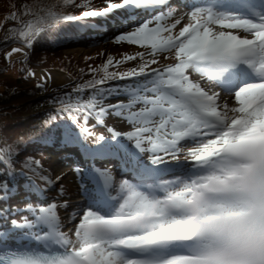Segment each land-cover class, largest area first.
<instances>
[{
	"label": "snow or ice",
	"instance_id": "1",
	"mask_svg": "<svg viewBox=\"0 0 264 264\" xmlns=\"http://www.w3.org/2000/svg\"><path fill=\"white\" fill-rule=\"evenodd\" d=\"M229 3L215 0L205 7L193 6L192 19L200 16L202 23H189L175 38H160L162 32H170L180 23L178 19L170 27L159 26L165 16L173 15L169 0H123L129 6L126 11L155 14L142 23H130L129 31L114 39L140 46L148 41L154 50L175 51L179 62L151 72L144 68L157 60L142 65L139 75L147 79L136 83L127 105L106 108L94 103L78 109L85 127L93 116L100 124L108 114L126 120L134 131L122 134L108 129L111 138L124 136L140 153H149L154 166L174 161L185 176L180 190L149 191L148 184L137 186L122 180L119 186L127 185V192L119 195L120 204L112 214L89 209L67 232L55 226L57 202L34 213L33 206L26 205L30 216L12 221L13 225L39 231L41 222L47 224L57 249L10 251L11 257L0 259V264H264V14L245 18L227 11ZM120 7L110 5L112 10ZM153 22L157 27L150 28ZM210 24L239 34L213 31ZM242 66L257 78L236 88L233 81L244 73ZM189 69L206 76L230 99L194 83L187 74ZM97 91L101 101L127 94L119 85ZM233 99L239 107L229 106ZM136 104L140 109L132 111ZM125 111L127 115H123ZM62 114L59 109L57 115ZM73 123L79 124V117ZM81 134L97 144L105 139L93 137L90 129ZM184 148L188 151L182 156ZM4 151L9 153V162L18 155L6 143L0 145V152ZM24 168L32 170L27 161ZM80 171L73 169L77 176ZM96 171L106 185L113 184L109 170ZM41 179L47 187L58 183L46 176ZM156 182L157 189L161 183H170ZM9 190L7 180L0 179V198ZM61 203L67 207V201ZM47 237L48 233L39 231L37 238Z\"/></svg>",
	"mask_w": 264,
	"mask_h": 264
},
{
	"label": "trees",
	"instance_id": "2",
	"mask_svg": "<svg viewBox=\"0 0 264 264\" xmlns=\"http://www.w3.org/2000/svg\"><path fill=\"white\" fill-rule=\"evenodd\" d=\"M117 1L0 0V142L12 145L23 169L24 160H37L47 152L46 138L55 131L64 128L79 134L88 127L82 126L78 109L94 103L99 106L112 98L101 101L98 89L121 86L112 80L139 69L138 52L112 55L108 42L103 51L88 57H77L65 49L78 42H102L100 36L105 32L101 26L112 33L110 15L88 16ZM133 46L152 48L148 41ZM146 62L150 60L143 65ZM42 71L67 74L72 83L48 89L35 76ZM59 109L62 115H57ZM77 117L80 123L76 125Z\"/></svg>",
	"mask_w": 264,
	"mask_h": 264
},
{
	"label": "rangeland",
	"instance_id": "3",
	"mask_svg": "<svg viewBox=\"0 0 264 264\" xmlns=\"http://www.w3.org/2000/svg\"><path fill=\"white\" fill-rule=\"evenodd\" d=\"M121 1L123 2V0H121ZM171 10H172L173 15L171 17L165 16V19L160 22V25H159L160 27H165V26L170 27L172 24H175L176 21L178 20L177 16H179L181 14V12L177 9L174 10L173 8H171ZM164 11H167V9H165ZM192 23L193 24L196 23V20L195 21L193 20ZM149 27L155 28V27H157V24L155 22H153L149 25ZM132 30H134V29H132ZM180 31H181L180 29L178 30L177 27H175V28L171 29L170 32L169 31L162 32L160 34V37L166 38L169 35H171L173 38H175L179 34ZM108 50L112 53V55H117V54H121V53H124V54L137 53V51H139L138 48L133 46V44L128 43V42H117L113 38L110 40ZM101 51H103V46L101 44H98V45H91L89 48H75V49L67 50L66 52L69 54L76 55L77 57H88L94 53H98ZM141 55H143V59H141ZM169 55L175 56V58L173 61H171L172 62L171 64H169L167 66H160V67H162L160 69H165L168 66H173L179 62L176 58V52L175 51L166 52L165 54H158V55L152 54V53L151 54H148V53L144 54V52L140 51L139 58L136 59V64H138L139 68H140V67H142L144 61L151 60L154 58H156V59L158 58L159 60H161V62H165L164 60ZM139 70H137V71H139ZM194 73H195V71L192 69H189L187 72V74H189V75L190 74L194 75ZM35 76L37 77V79L44 82L49 89L54 88V87H60L66 82L64 75L61 73H57V72L45 73L42 71L40 73L39 72L35 73ZM189 78L194 83H196L195 78H193V77H189ZM122 101H124V100H122ZM110 103H111L110 100L107 101V104L104 107H108L109 105H111ZM140 107H141L140 104H136V105H134L132 111H138L140 109ZM235 107H239V105H237ZM127 114H128V112H127ZM229 115H240V114L229 113ZM110 119L111 120L107 119L106 123L103 125H100L99 127H95V128L91 127L90 128V130L93 133V137L103 136L105 138L103 141H107L108 138H111V133L108 131V129H113L114 131H119L122 134H124L125 132L127 133L129 131H134V128L129 123H127L126 120L120 119L119 121L113 122L112 116L110 117ZM124 139L129 141L126 138H124ZM0 145H2L1 142H0ZM114 145H116V144H114ZM114 147L116 149L117 145ZM8 156H9V153L7 151L0 152V161H3V162H1L2 164H4V165L9 164ZM60 156H61V154L57 155L56 161L50 160L48 156L42 157L41 163H38V164L33 162L34 160H29V162L34 167L33 172L36 176L35 177L36 181L39 183L35 182V180H32L29 175H26L23 178V180L28 185L34 186V184H35L39 187H41V185L42 186L46 185L45 182L41 179V176H46L53 182L58 181V183H56L54 186L50 187V188H53V190L50 191V193H49L50 198L48 199V202H50L51 204H53L54 202H57L58 207L56 209H54L53 211H54L55 215H58V217H61L62 214L64 215L66 213V211H65L66 207H63L61 202L66 201L65 198L70 199L72 196H75L77 194L76 191H74V185L76 184V181H77L75 176H74L76 174L73 172V169H75V168L72 166L71 167H59L58 161L61 159ZM14 159H16V158H14ZM145 162L148 163V161H145ZM9 166L12 170L18 171V167H15V165L14 166L9 165ZM91 171L93 173L96 172L95 170H91ZM7 177H8V175H5V180H7V183H8L9 189H10L12 186L11 184L13 182H10ZM61 189L63 190L62 192H61ZM118 193L123 194L124 193L123 189H121V192L119 191ZM9 195H10V192H8L6 194L7 197H9ZM14 199H16V198H14ZM17 200L18 199H16V201ZM13 203H14V201H13ZM28 204L25 202L21 203L20 209L23 210V208H25V206ZM68 206H73V207L82 209L81 206L79 207L77 204L75 205L74 203H69L67 201V207ZM21 213L19 214V216L22 215ZM24 214L25 215L27 214L28 216H30V213H24ZM72 226H73V224H71V223L65 224L66 229H69ZM73 239H75L74 236H73Z\"/></svg>",
	"mask_w": 264,
	"mask_h": 264
},
{
	"label": "bare ground",
	"instance_id": "4",
	"mask_svg": "<svg viewBox=\"0 0 264 264\" xmlns=\"http://www.w3.org/2000/svg\"><path fill=\"white\" fill-rule=\"evenodd\" d=\"M192 10L193 9H189V8L181 9V14L179 16H177V19L180 20V23L176 24V27L178 30L179 29L182 30L183 27L187 26L189 23H192L193 19L190 15ZM197 22H201V23L203 22V20L201 19L200 16L197 17L196 23ZM209 27L213 31L225 30V31H232L233 34H239V33L235 32L234 30H231V29H221L220 26L216 25V24H210ZM189 77L195 78L196 83H199L201 85V87H203L205 90L219 92L217 90V88H215L212 85V81L208 80V78L206 76H202L200 73L195 72L194 75L190 74ZM221 96L224 98V100L230 99V97L225 96L224 93H221ZM237 105L238 104H236V102L233 99L232 104H230L229 106L232 107V106H237ZM108 141L112 144L117 145L118 148L116 147V149H113V154H116L115 155L116 160H120V161H118V163L120 165L119 167L122 169L124 168L125 170H132V173L137 174V172H134V170H137L134 167L137 163H136V161L133 162V153L136 155L137 158H139V160H143V161L150 160L148 157L149 153H144V154L140 153V151L135 147V145L132 142H126L121 138H118L116 140L108 138ZM145 146L149 147L148 145H145ZM119 152H120V154H119ZM91 158H92V154L87 153L85 155H80L78 160H79V162L84 163V161L89 160ZM137 176L138 175H136V177ZM170 190H173V189H170ZM174 190L178 191V190H180V188L174 189ZM12 200H15V199H12ZM74 201H76V200H72V202H74ZM18 204L20 205V203H18ZM48 206H44L43 208L47 209ZM65 211H66V213L64 215L62 214L61 217H58V215H56L58 221L55 222V226L58 227L59 229H62V231L67 232L70 228L69 229L65 228L66 222L69 221V223H71V224L78 223V219L80 216H82V214L84 213V210L80 209V208L73 207V206H68V207H66ZM23 217H25V215H23ZM72 217H75L76 219H72ZM44 226H45V224H44ZM13 228H17V227H13ZM31 229L34 230V228H31ZM39 231L34 230V232H30V233H28V235L29 234L34 235V233L39 235ZM25 234H27V232H25ZM1 238H2V236H0V239Z\"/></svg>",
	"mask_w": 264,
	"mask_h": 264
}]
</instances>
